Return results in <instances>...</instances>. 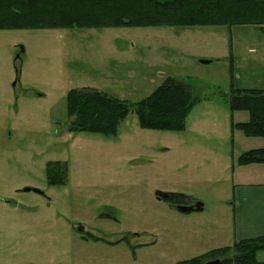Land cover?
<instances>
[{"label": "rangeland", "instance_id": "obj_1", "mask_svg": "<svg viewBox=\"0 0 264 264\" xmlns=\"http://www.w3.org/2000/svg\"><path fill=\"white\" fill-rule=\"evenodd\" d=\"M246 28L0 31V264H177L230 247L237 174L250 170L239 158L264 148L229 104ZM170 77L200 99L185 130L143 129L131 112L114 136L70 131L71 91L136 104ZM49 162L68 163L66 185H49ZM158 192L204 210L183 214Z\"/></svg>", "mask_w": 264, "mask_h": 264}, {"label": "trees", "instance_id": "obj_2", "mask_svg": "<svg viewBox=\"0 0 264 264\" xmlns=\"http://www.w3.org/2000/svg\"><path fill=\"white\" fill-rule=\"evenodd\" d=\"M199 4V5H198ZM0 0V31L84 30L141 27L258 26L264 32V0ZM234 7L237 14L230 16ZM230 109L250 114L236 128L247 137L264 138V90L240 89L231 84ZM200 99L181 79L168 78L148 98L131 104L93 89L73 90L67 96L73 133L117 135L121 123L133 112L143 129L177 132ZM239 165L264 164V148L250 150ZM67 162L46 166L50 186L67 184ZM91 239L100 241L91 236ZM264 251V236L235 242L177 264H264L257 260Z\"/></svg>", "mask_w": 264, "mask_h": 264}, {"label": "crops", "instance_id": "obj_3", "mask_svg": "<svg viewBox=\"0 0 264 264\" xmlns=\"http://www.w3.org/2000/svg\"><path fill=\"white\" fill-rule=\"evenodd\" d=\"M244 27L252 30L237 37V46L234 42L231 66L236 75L235 86L264 90V32L258 26ZM245 167L250 170L237 174L234 189L232 245L237 241L264 236V164Z\"/></svg>", "mask_w": 264, "mask_h": 264}, {"label": "water", "instance_id": "obj_4", "mask_svg": "<svg viewBox=\"0 0 264 264\" xmlns=\"http://www.w3.org/2000/svg\"><path fill=\"white\" fill-rule=\"evenodd\" d=\"M202 63L203 64H209L210 61H202ZM24 191L25 192L34 191L36 193H41L39 190H33L31 188H27ZM157 195L159 196L160 199L164 198L165 200H167L168 194L158 192ZM178 210L183 214L198 213V212H202L204 210V206L202 203H195V204L190 205V206H179ZM82 230H83V228H80V231H82ZM206 264H221V260L210 261V262H207Z\"/></svg>", "mask_w": 264, "mask_h": 264}, {"label": "flooded vegetation", "instance_id": "obj_5", "mask_svg": "<svg viewBox=\"0 0 264 264\" xmlns=\"http://www.w3.org/2000/svg\"><path fill=\"white\" fill-rule=\"evenodd\" d=\"M157 200L158 201H164V202H176L177 203V205L178 206H180V205H189V203H188V201L186 200V199H178V198H176L175 196H173V195H168L167 196V200H165L164 198H162V199H160L159 198V196L157 195ZM80 228H82V227H80V226H78L77 227V231L81 234V235H83V239L84 240H89V239H91V237L86 233V231L84 230V228H83V230L82 231H80Z\"/></svg>", "mask_w": 264, "mask_h": 264}]
</instances>
